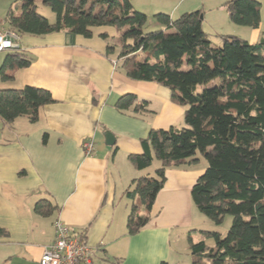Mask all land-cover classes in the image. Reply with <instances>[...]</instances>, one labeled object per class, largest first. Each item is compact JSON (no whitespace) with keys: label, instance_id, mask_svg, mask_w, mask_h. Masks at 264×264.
I'll return each instance as SVG.
<instances>
[{"label":"crops","instance_id":"0c3cea01","mask_svg":"<svg viewBox=\"0 0 264 264\" xmlns=\"http://www.w3.org/2000/svg\"><path fill=\"white\" fill-rule=\"evenodd\" d=\"M226 1L132 0V6L149 17L162 13L172 20L201 11L202 28L206 21L220 35L223 29H240L231 26ZM256 1L261 40L264 0ZM2 27H8L6 17ZM154 27L159 26L151 21ZM91 34L21 35L19 52L31 62L6 69L9 78L0 79V90L31 86L47 90L55 100L40 109L34 123L20 117L6 125L0 119V229L6 233L0 237V264H39L58 219L96 248L93 264H191L184 235L198 232L193 224L198 214L190 191L205 168L167 169L150 220L137 233H127L132 201L125 193L147 176L138 175L145 169L137 170L129 156L142 154L141 140L150 130L182 123L183 109L170 102L167 89L127 78L107 56L108 43L118 36L114 27H93ZM10 53H0V68ZM125 95L147 100L152 113L118 111L115 105ZM104 131L114 136L113 146L105 145ZM86 139L94 144L90 156L81 149ZM41 200L53 206L49 215L34 211Z\"/></svg>","mask_w":264,"mask_h":264},{"label":"trees","instance_id":"16d2710c","mask_svg":"<svg viewBox=\"0 0 264 264\" xmlns=\"http://www.w3.org/2000/svg\"><path fill=\"white\" fill-rule=\"evenodd\" d=\"M39 6L49 9L53 22L39 14ZM224 7L231 23L259 28L256 0H228ZM200 16L201 11H194L172 20L160 13L154 16L159 27L146 31L148 17L133 8L132 0H12L6 18L10 29L34 37L65 32L90 38L93 27H114L118 36L108 43L107 56L127 78L167 89L170 102L183 109V127L150 130L141 140L142 154L129 156L137 170L149 168L154 160L158 168L153 176L135 180L125 193L132 201L128 234L150 220L166 170L196 162L199 153L206 167L191 188L192 206L216 225L225 216L231 224L224 237L198 231L195 242L188 236L191 264H264V38L251 44L219 35L222 46L212 47ZM19 51L14 48L5 59L1 80L9 78L6 69L29 66L31 60ZM54 102L50 92L31 86L0 90V119L6 125L20 117L34 123L40 109ZM148 105L125 95L115 107L152 113ZM52 210L46 200L34 207L40 215ZM5 235L0 229V237Z\"/></svg>","mask_w":264,"mask_h":264},{"label":"built area","instance_id":"2783aa9c","mask_svg":"<svg viewBox=\"0 0 264 264\" xmlns=\"http://www.w3.org/2000/svg\"><path fill=\"white\" fill-rule=\"evenodd\" d=\"M21 35L13 29L0 28V53L17 48ZM85 156H90L94 144L86 139L81 142ZM96 248L91 246L82 233L73 234L61 220L54 222V240L44 248L39 264H93Z\"/></svg>","mask_w":264,"mask_h":264},{"label":"rangeland","instance_id":"374dc122","mask_svg":"<svg viewBox=\"0 0 264 264\" xmlns=\"http://www.w3.org/2000/svg\"><path fill=\"white\" fill-rule=\"evenodd\" d=\"M10 5H12V0H0V23L5 21V17H6V13L8 12V9L10 7ZM38 12L40 15L48 18L51 22H53L54 17L53 15L50 13L49 9L43 7V6H39L38 7ZM147 16V15H146ZM148 17V22L147 25L145 26V30L146 31H152L155 30L156 28H150V22L154 21L155 24L156 21L154 20L153 16ZM230 22V21H229ZM231 23V22H230ZM233 27L235 28H240V29H236L237 32H231L229 30H221L220 31V35H232V36H237V37H241L245 40H247L249 43L253 44V43H257L259 41H261L259 39V37L261 36V32L259 33V29H257L256 31H253L251 28L249 27H239L233 23H231ZM2 25H5V23H3ZM261 27L264 28V23L261 24ZM203 29L204 32L207 34L208 39L211 42V46L212 47H221L222 46V41L219 37V34H215L216 32L214 31V28L211 30L209 23L204 21L203 23ZM236 33V34H233ZM258 34L257 36L254 35ZM259 36V37H258ZM114 41V40H112ZM1 56V55H0ZM182 69H187L186 66H183ZM149 109H151L149 107ZM181 127H183L182 123H179L176 125V128L180 129ZM195 158L197 159L196 162L192 163V164H187V168H191V169H202L205 168L206 166V162L203 159V157L201 156V154L197 153V155L195 156ZM158 168V164L157 161L154 160L153 163L151 164V166L147 169H145L144 171H141L140 173H138L139 176H153L154 175V171ZM147 173V174H146ZM149 173V174H148ZM132 189V188H131ZM197 212V211H196ZM197 217H194L193 220V224L195 225V229H198V231H208V232H217L221 235V237H224L230 227L231 224V217L230 216H225L224 221L221 225H216L214 224L212 221L208 220L207 218H205L203 215H201L200 213L197 212ZM199 233H189V234H185L184 235V240L187 241L188 236H190L192 238L193 241H198L200 239V236L198 235ZM186 243V242H185ZM208 245H212L213 241L212 240H208L207 241ZM184 246H188V241ZM181 249V248H180ZM181 251V255L184 256V254H186L187 249L186 250H180ZM190 254V253H189Z\"/></svg>","mask_w":264,"mask_h":264},{"label":"water","instance_id":"95a60500","mask_svg":"<svg viewBox=\"0 0 264 264\" xmlns=\"http://www.w3.org/2000/svg\"><path fill=\"white\" fill-rule=\"evenodd\" d=\"M200 18L202 19L203 17L200 16ZM103 136L105 139V145H107V146H113L114 145L115 138L109 131H104Z\"/></svg>","mask_w":264,"mask_h":264}]
</instances>
